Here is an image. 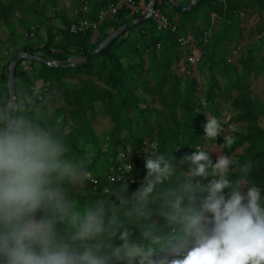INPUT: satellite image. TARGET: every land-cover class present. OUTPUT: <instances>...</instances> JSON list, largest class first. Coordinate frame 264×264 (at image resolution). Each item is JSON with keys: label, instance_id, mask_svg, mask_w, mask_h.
Returning <instances> with one entry per match:
<instances>
[{"label": "clouds", "instance_id": "clouds-1", "mask_svg": "<svg viewBox=\"0 0 264 264\" xmlns=\"http://www.w3.org/2000/svg\"><path fill=\"white\" fill-rule=\"evenodd\" d=\"M221 128L208 116L203 136L216 141ZM178 148L145 150L131 195L128 163L99 198H74V186L96 180L90 157L71 154L30 98L0 94V264H264V188L251 166L221 152L214 162L204 147L177 158Z\"/></svg>", "mask_w": 264, "mask_h": 264}, {"label": "trees", "instance_id": "trees-1", "mask_svg": "<svg viewBox=\"0 0 264 264\" xmlns=\"http://www.w3.org/2000/svg\"><path fill=\"white\" fill-rule=\"evenodd\" d=\"M12 1L5 0L3 2L0 0V16L4 20L8 19L5 10H11ZM145 1L147 2L148 0ZM87 2L89 3V0ZM112 2H115V0H97L98 11ZM253 4H264V0H197L189 10L181 9L170 0H155L154 9L166 16L170 25L159 29L155 19L149 17L147 20L131 27H139L144 37L142 42L143 52H140L136 47L131 50V53L135 52V60L137 65H139V70H136L133 63L128 64L124 68L116 52V49L126 42V39L122 37L126 30L88 60L74 65L68 64L66 55L55 56V59L62 62V65L58 66L31 60L32 71L18 70L17 63L15 69L16 96H21L18 93V81L27 82V85L30 86L40 79L43 83L48 84L44 86L47 89L39 92L38 95L33 94L31 89L33 84L30 88H27L25 97L30 98V106L40 110L43 119L61 127L71 154L80 157H90L91 174L101 178L104 185H107L105 180L106 173L116 164L115 156L117 152H111L108 156V153L99 146L100 138L93 127L96 104L103 105L100 113L107 115L112 122V129L109 133L110 139L121 142L118 135L122 134L124 140L137 141L140 146L145 144V142H155L156 151L166 154L179 147L173 152V155L181 158L186 154H190L192 150L195 151V147H201L200 145L205 142V137L203 136L204 130H193L187 118L179 117L177 107L186 108L190 111L195 107L204 108L206 104L214 102L220 86L214 80L204 90L203 96H199V98L197 97L194 100L197 92L196 80L191 78L186 82L178 73L182 52L177 43V36L189 35L186 33L187 24H190L193 38L199 40L203 36V31L208 27L199 28V25L195 23L196 15L202 9H207L217 17L227 20L225 27V31H227L234 27L233 16L237 9ZM97 13L95 16L88 15L85 17L94 19ZM140 16V14L131 13L129 9L120 8L114 20L106 21L95 29L98 30L96 38L89 44L87 42L88 34L91 31L83 34H71L65 29L67 24L73 20L65 21L59 30L67 37H82L80 43L81 54H85L96 48L113 30ZM106 24L112 27L113 30L103 32L102 27ZM171 25L175 29H172ZM31 31H33V35L37 33L34 27L29 28L27 33ZM237 33V36H241L240 32L237 31ZM27 36L32 37L31 35ZM211 37L213 35L210 36L207 43H198L201 50L198 62L203 57V49L204 51L207 49L208 46L206 45L211 41ZM211 43L214 47L217 46L218 38ZM52 45L53 41L48 35L47 42L42 47L23 46L18 51L25 50L31 54H35L37 51L50 53ZM62 47L65 51L67 50V44L62 45ZM236 47H238L237 44L233 46V48ZM144 52L147 53L148 59L146 67L145 58L143 57ZM97 57H104L110 61L107 78L105 79L106 85L104 86L99 85L90 78L91 76L100 78V73L93 64V60ZM41 58L44 59L42 56ZM261 60H264V58ZM242 62L241 74L234 81L236 95L232 100L233 106L239 110L232 120L239 124L227 136L219 139L218 143L222 145L223 154L232 156L240 165L249 164L251 166L250 179L258 186L264 187V129L261 127L259 120L260 116L264 115V102L250 95L248 83L251 73L253 72L254 76L257 75L264 69L262 67L264 63L251 64L246 62V60ZM233 68L230 65L226 68V71ZM211 69L213 68L211 67ZM150 78L154 80L152 84L150 83ZM51 87L54 88V92L51 91ZM138 88L144 91L143 96L137 93ZM0 94L9 95L7 87L0 88ZM48 95L56 97L61 104L60 107L51 112H49L45 102ZM150 97L160 100L163 107L151 106L148 100ZM136 112L140 114L139 119L135 117ZM68 126L70 128L66 130ZM229 138L234 139L230 146L227 145ZM87 146H92L95 152L88 150ZM124 147L123 145L122 148ZM240 147H243V151L235 154L236 149ZM132 150H137L142 157L146 156L145 154L143 155L141 149L132 148ZM175 157H173L174 160ZM101 159H106V162L104 166L99 167ZM139 165L140 160L136 159L135 175L139 178V181L133 184L128 183V195H131L140 186L147 173V170L138 173L137 166ZM180 167L186 169L187 163L180 165ZM239 174V169H233L231 173L233 176ZM76 187H73L72 195L74 198L80 199L79 194H75ZM91 187L90 182L86 181L82 189ZM225 192H227V189H225ZM102 194L103 190L99 188L89 199L99 198ZM161 223H163L162 220ZM128 227L134 237L140 235L141 230L138 223L133 222ZM116 243L120 242L117 241Z\"/></svg>", "mask_w": 264, "mask_h": 264}, {"label": "rangeland", "instance_id": "rangeland-1", "mask_svg": "<svg viewBox=\"0 0 264 264\" xmlns=\"http://www.w3.org/2000/svg\"><path fill=\"white\" fill-rule=\"evenodd\" d=\"M5 2V0H2ZM192 0H184L186 7ZM246 1V0H243ZM97 0H89L87 7L81 0H13L11 10H5L8 19L4 20L0 16V88L8 89V73L11 60L18 54V50L23 46H31L34 48L42 47L46 42L48 35L53 41L51 46V52H35L36 55L44 57L46 60H57L55 56L66 55L68 57V64L71 63L69 58L80 55L82 52L80 43L82 37H67L63 32H60L59 28L63 26L65 21L75 20L77 18L85 16H95L99 7L96 4ZM195 4V3H194ZM193 4V5H194ZM234 27L225 31L227 20L222 19L209 12L207 9H202L196 15V25L200 27H208L212 31L213 37L209 42L207 49H203V57L196 65H189L183 57L181 58L180 67L178 73L181 78L187 80L194 78L197 82L194 100L203 96L204 90L207 89L209 84L214 80L219 84L220 90L213 103H208L203 107H195L192 111L186 108L177 107L179 117H184L189 120L191 128L193 130H204V125L207 122V117L215 116L222 122L221 134L218 135L216 141H210L205 138L204 144L200 145L204 148H209L210 158L215 162L216 158L222 152V145L218 143V140L227 136L231 131L237 128V122L232 118L239 111L233 106L232 100L236 95V89L234 81L237 76H240L241 69L244 60L251 64L260 62L264 63V4H253L249 6H243V8L237 9L234 14ZM192 21V20H191ZM34 27L37 31L32 37L26 36V32L29 28ZM112 27L107 24L102 27L103 32L112 31ZM88 34L89 42L95 40L98 30H90ZM237 31L241 33V36H237ZM186 33L193 34L190 28V24L186 26ZM29 35V36H30ZM122 37L126 39V42L116 49L118 57L121 60L123 67L133 63L136 70H139V65L135 60V52L131 53L133 47H136L140 52H143V35L142 30L139 27H133L127 30ZM218 38L217 46H213L211 42H215ZM67 44V50L65 51L62 45ZM237 44L240 49L238 52H233V46ZM90 46V45H89ZM205 52V53H204ZM145 58V67L148 65L147 53H143ZM31 58H22L18 61V70L32 71ZM229 60V61H228ZM64 64V63H63ZM93 64L100 73L98 76H91L90 78L97 82L99 85H106L105 79L107 78L108 68L110 61L104 57H97L93 60ZM232 65L234 68L226 71V68ZM211 67L213 69H211ZM264 68V65L262 66ZM86 77V76H84ZM154 80L150 78L152 84ZM249 92L253 98L260 99L264 102V69H262L257 75H253V72L248 79ZM34 84V85H33ZM31 87L33 94L38 95L39 92L44 91V86L48 84L43 83L40 79L36 80ZM27 82L18 81V93L27 94ZM51 91L54 92V88L51 87ZM137 93L141 96L144 95V91L140 88L137 89ZM151 106L162 108L163 105L155 97L148 98ZM45 102L48 106L49 112L60 107L61 104L56 97L48 95ZM103 109L102 104H96V114L93 118V127L96 134L100 138L99 146L101 149L108 153L118 152L125 147H131L141 149L143 155H148L145 150L156 151V147L152 144H142L140 146L137 141L124 140L122 134L118 135L121 142H116L112 138L110 139L109 133L112 129V122L105 114L100 113ZM136 119L140 118L138 112L135 113ZM61 118V117H60ZM260 125L264 129V115L260 116ZM70 127L68 126L66 130ZM204 132V131H203ZM146 141V140H145ZM144 143V142H143ZM88 150L93 151L92 146L86 147ZM132 155L135 159L140 160V165L137 166L138 173L143 170H147L144 163V157L140 156L137 150H132ZM243 151V147L237 148L235 154H239ZM95 152V151H93ZM193 150L191 151V153ZM190 153V154H191ZM94 154V153H92ZM93 156V155H92ZM106 159H101L99 167L104 166ZM203 183H207L208 178H198ZM264 188V187H262ZM93 187L82 189V186H77L75 194H79L81 200H87L95 194ZM264 194V192H262ZM85 198V199H83Z\"/></svg>", "mask_w": 264, "mask_h": 264}, {"label": "built area", "instance_id": "built-area-1", "mask_svg": "<svg viewBox=\"0 0 264 264\" xmlns=\"http://www.w3.org/2000/svg\"><path fill=\"white\" fill-rule=\"evenodd\" d=\"M81 1L84 4V7H87V3H88L87 0H81ZM120 8L129 9L131 13L140 14L141 16L150 15V17H153L155 19L157 23V27L159 29L166 28L170 25L167 17L164 16L162 13H160L158 10L154 9L153 11H150L149 0L147 2L145 0H115V2L109 3L107 6L101 8L94 19L87 17L77 18L72 22H70L69 24H67L65 29L71 34H83L90 30H95L102 23L106 21L114 20ZM170 27L172 29H175V27L172 25ZM30 34L33 35V31L29 33L26 32V36ZM211 35H212L211 29L207 28L203 31V36L199 40L193 38V36L191 35L177 36V43L182 52V57L189 65L197 64L201 56V50L198 43L199 42L207 43ZM239 49L240 47H236L233 48L232 51L238 52ZM46 89L47 88L44 87V90ZM146 143L155 146V142H151V143L146 142ZM127 149L128 147H124L117 152L115 156L116 164L109 169L108 173H106L105 180L107 184L110 181L116 179L122 170H127L129 167L128 163L132 165V168L130 171L122 174V180L124 182L131 184L139 181V178H137L135 175L136 159L132 155V153L134 152L130 150V152L128 153V161L122 155V153H125ZM95 178H96L95 181H89L90 185L94 188L95 191L99 188L103 190V187L105 186L103 180L98 177Z\"/></svg>", "mask_w": 264, "mask_h": 264}, {"label": "water", "instance_id": "water-1", "mask_svg": "<svg viewBox=\"0 0 264 264\" xmlns=\"http://www.w3.org/2000/svg\"><path fill=\"white\" fill-rule=\"evenodd\" d=\"M170 1L173 2V4H175L176 6H179L183 10H189V9L192 8L193 4L197 0H192L191 3L187 7H184V6L180 5L179 3H177L174 0H170ZM154 3H155V0H149L150 11L154 10ZM149 17H150V15L140 16L138 18H135V19L131 20L130 22H128L126 24H123V25L119 26L118 28L113 30L111 33H109L97 45V47L94 48L93 50H91L90 52H87V53L81 54V55H76V56H73V57L69 58V60L71 62L70 65H74L76 63H80V62L88 60L91 56L95 55L100 50H102L105 46L110 44L121 33H123L124 31H126L128 29H130L133 25H135V24H137L139 22H142L144 20H147ZM22 58H31L32 60H37V61H40V62H44V63H46L48 65H54V66L62 65V62L60 60H45V59L41 58L40 56H38L36 54L28 53L25 50H20L18 52V54L11 60V63H10V66H9V73H8V92H9V95H15L16 96V91H15V69H16V65H17L18 61L21 60Z\"/></svg>", "mask_w": 264, "mask_h": 264}, {"label": "crops", "instance_id": "crops-1", "mask_svg": "<svg viewBox=\"0 0 264 264\" xmlns=\"http://www.w3.org/2000/svg\"><path fill=\"white\" fill-rule=\"evenodd\" d=\"M174 1H176L177 3H179L182 6L186 7L184 0H174Z\"/></svg>", "mask_w": 264, "mask_h": 264}]
</instances>
